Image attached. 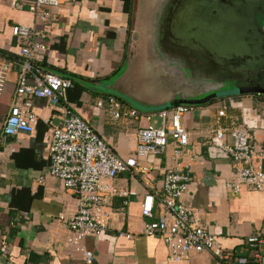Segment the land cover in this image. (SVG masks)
Wrapping results in <instances>:
<instances>
[{"label":"crops","instance_id":"obj_1","mask_svg":"<svg viewBox=\"0 0 264 264\" xmlns=\"http://www.w3.org/2000/svg\"><path fill=\"white\" fill-rule=\"evenodd\" d=\"M29 1L0 0V56L11 61L5 83L7 90H12L0 107V264H86L82 253L63 239L65 228L60 217L75 211L74 195L56 177L40 181L46 175L52 127L60 121L56 111L45 99L35 98L36 132L12 136L2 132V120L16 101L20 71L16 61L24 45L13 35L12 27L22 24L41 30L37 41L45 49L38 63L84 87L76 93L72 86L64 104L119 157L127 158L134 153L138 129L152 121L151 113L160 109L143 111L106 91L139 47V0H131V13L124 9V0H60L51 7L53 17L45 23L37 21ZM110 96L117 99L121 112L134 109L136 116L114 118ZM211 100L193 104L194 108L182 116L189 137L186 145L170 138L165 153L139 160V165L152 167V187L144 184L140 170L114 178V185L129 194L110 199L108 209L114 219L105 233L82 240L81 246L93 254V264H242L236 261L238 257L251 256L246 237L264 228V191L237 180L239 164L213 142L211 134L216 123H240L247 128L250 142L259 148L264 144V95L247 93ZM222 109L225 114L219 117ZM176 168L193 176L181 202L197 212L202 225L232 253L231 259L191 252L172 261L163 238L144 233L147 218L141 214L142 198L148 191L161 193L165 172ZM23 211L29 216L12 225V219ZM121 230L129 231L131 237L119 236Z\"/></svg>","mask_w":264,"mask_h":264},{"label":"built area","instance_id":"obj_2","mask_svg":"<svg viewBox=\"0 0 264 264\" xmlns=\"http://www.w3.org/2000/svg\"><path fill=\"white\" fill-rule=\"evenodd\" d=\"M59 2L30 0L28 7L38 22L45 23L53 17L51 7H56ZM12 33L22 39L24 45L20 51V60L16 61L20 69L14 92L16 101L10 105L2 120V132L9 136L36 132L38 116L33 111L35 98L45 99L56 111L60 121L52 127L47 151L48 166L46 175L40 177V181L43 182L44 177H56L74 195L75 211L68 217H60L65 228L63 239L65 244L82 253L86 264H93V254L81 246L82 240L89 235L105 233L114 219L108 209L110 199L129 194L114 185V178L118 174L140 170L144 184L152 187V167L139 165V160L165 153L170 138H174L179 145H186L188 131L182 125L181 118L194 106L176 104L151 113L154 121L138 129L133 155L121 158L88 123L64 104L72 80L39 67V54L45 49L44 44L37 41L42 37L41 30L34 26L16 24L12 27ZM10 64L9 58L0 56V96ZM109 103L113 107L114 118L122 115L136 116L134 109L121 112L120 104L112 96L109 97ZM224 114V109L218 111L219 117ZM211 138L239 164L237 180L264 191V144L259 148L253 145L247 128L240 123H216ZM192 180L193 176L183 168L165 172L161 193L148 191L142 198L141 214L147 218L143 231L147 235L163 238L169 251V260H181L191 252H207L213 257L229 260L232 253L202 225L197 212L181 202ZM28 216L29 212L23 211L12 219L11 224H19ZM118 235L131 237L129 231L121 230ZM246 244L251 256L238 257L236 261L242 264L248 261L264 264V228L259 233L247 236Z\"/></svg>","mask_w":264,"mask_h":264},{"label":"rangeland","instance_id":"obj_3","mask_svg":"<svg viewBox=\"0 0 264 264\" xmlns=\"http://www.w3.org/2000/svg\"><path fill=\"white\" fill-rule=\"evenodd\" d=\"M166 1L168 0H139L138 10L141 11V23L137 31L140 38L139 47L133 50L135 54L132 59L124 62V66L119 73L120 78L117 86L106 91L143 111L162 108L163 105L160 106L159 104L173 97L182 98L187 95H195L194 98H201L213 92L218 94L216 97H221L227 92L235 93L236 85L233 82H237L233 80L232 67L211 68V63L218 60V57L213 54L209 56V59H201L199 64H197L199 61H195L196 74L189 73L187 81H200L201 86L197 87L189 84V89L185 90L184 82H179V80L182 81V78L178 77L181 72L178 64L162 58L161 52L156 49L159 44V41H157L158 35L155 36L154 40L156 25L160 23L159 19L162 17L161 13L166 6ZM231 5L236 10L240 9V12L244 11L240 0H231ZM227 59H242V56L239 54L227 55L222 57L219 63L226 64L228 63ZM259 62L263 64V61ZM252 65L253 62L247 60L244 66L252 67ZM199 73L205 75L208 80L203 79L205 80L203 82L202 78L198 77ZM117 77L112 78L110 82H116ZM211 83L215 86L211 87Z\"/></svg>","mask_w":264,"mask_h":264},{"label":"water","instance_id":"obj_4","mask_svg":"<svg viewBox=\"0 0 264 264\" xmlns=\"http://www.w3.org/2000/svg\"><path fill=\"white\" fill-rule=\"evenodd\" d=\"M249 7L243 4L242 8L244 11L238 13L232 7L231 0H183L169 21L170 30L173 32V28L176 29V32L185 40L190 38L197 40L220 57L234 54L241 55L242 59H227L228 64L230 62L234 63L244 78H251L256 75L255 73L260 69L259 67L264 65V47L263 43L254 37L255 35L252 31L254 27L251 16H249ZM235 23L238 25H235ZM155 35L156 33H154ZM238 60L239 62L237 63ZM247 60L251 62H253L252 60H257L258 64L260 63L259 67H253L254 64L252 67H245ZM219 61L220 59L215 63H219ZM259 61H263V64ZM252 70L255 73H252ZM117 82H114L112 87L117 86ZM235 88V93L227 92L221 97L247 93L264 95L263 88L250 86V84L240 85L239 87L236 85ZM217 95V93L213 92L201 98L173 97L169 101L161 103L164 104L163 107H170L174 104H204L211 99L220 97H216ZM57 118L55 117V119ZM56 125L57 122L55 123Z\"/></svg>","mask_w":264,"mask_h":264},{"label":"flooded vegetation","instance_id":"obj_5","mask_svg":"<svg viewBox=\"0 0 264 264\" xmlns=\"http://www.w3.org/2000/svg\"><path fill=\"white\" fill-rule=\"evenodd\" d=\"M181 1L183 0H168L166 1V6L162 10L160 17V23L159 25H156L155 32L158 35L157 41H159V44L157 45L156 49L159 50L162 54V58L169 59L171 62H175L178 64L181 72L178 77L182 78V81L179 80V82H184L185 90L189 89V84H192L194 86L200 87L201 82H188L189 73L196 74L195 68H194V62L199 61L197 64L200 63L201 59H209V56L216 55L215 53L210 52L209 55V49L198 42L195 39L190 38L189 40L183 39L176 31V29L173 28V32L170 30L171 27L169 25V21L171 20L172 16H174V11L179 8L181 5ZM241 7L243 4L250 6L249 7V16H251V21L253 25V33L256 40L261 41L263 43L264 47V0H240ZM238 13H240V9L236 10ZM253 17V18H252ZM235 25H238L235 23ZM237 27V26H236ZM235 27V30H236ZM153 28V27H151ZM251 29V28H250ZM175 31V32H174ZM237 31V30H236ZM155 35V36H156ZM154 36V40H155ZM249 36V35H248ZM250 37V36H249ZM257 42V41H256ZM218 59H222V57L216 55ZM196 63V62H195ZM208 63V62H207ZM211 68L217 69L222 67L230 66L232 67V76L233 80H235L237 83H234L238 87L240 85H248L250 86H256L264 89V65L259 67L258 61L253 60V67H259L260 69L256 71V73L252 70V73H255L256 75H253L251 78H244L241 75V71L237 69L238 67L235 66L234 63H211ZM239 66V65H238ZM188 74V75H186ZM183 76V77H182ZM197 76V75H196ZM177 77V79H178ZM199 78L206 79V76L199 73ZM217 77V76H216ZM205 82V80H203ZM215 85L211 83V87H214ZM184 90V93H185ZM186 98H194L195 95H187Z\"/></svg>","mask_w":264,"mask_h":264},{"label":"trees","instance_id":"obj_6","mask_svg":"<svg viewBox=\"0 0 264 264\" xmlns=\"http://www.w3.org/2000/svg\"><path fill=\"white\" fill-rule=\"evenodd\" d=\"M130 8H131V0H124V9L126 10V11H128L129 13H131L130 12ZM38 65H39V67L41 68V69H43V70H46L47 68H45L44 66H43V63H38ZM65 77H68V78H70L71 79V77H69V76H65ZM7 82L6 83H4V86H3V89H2V93H1V96H0V107H1V104H3V102H4V100L5 99H7V98H9L10 96H11V89L8 91L7 90ZM72 86L75 88V90H76V93L78 92V93H80L82 90H84V87L81 85V84H79L78 82H74L73 80H72ZM7 93V94H6ZM109 95H107V97H108ZM115 98H117V99H119L120 97H115ZM213 100V99H212ZM211 100V101H212ZM174 105H176V104H174ZM173 105V106H174ZM190 105H193V104H190Z\"/></svg>","mask_w":264,"mask_h":264}]
</instances>
